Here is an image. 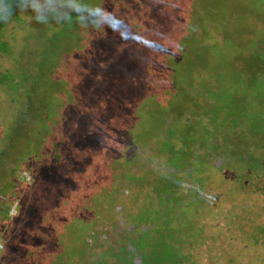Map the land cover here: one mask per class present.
Listing matches in <instances>:
<instances>
[{
    "label": "rangeland",
    "instance_id": "rangeland-1",
    "mask_svg": "<svg viewBox=\"0 0 264 264\" xmlns=\"http://www.w3.org/2000/svg\"><path fill=\"white\" fill-rule=\"evenodd\" d=\"M20 1L0 264H264V0Z\"/></svg>",
    "mask_w": 264,
    "mask_h": 264
},
{
    "label": "trees",
    "instance_id": "trees-1",
    "mask_svg": "<svg viewBox=\"0 0 264 264\" xmlns=\"http://www.w3.org/2000/svg\"><path fill=\"white\" fill-rule=\"evenodd\" d=\"M20 2H21L20 0H16L17 4H19ZM12 16L16 18L15 15H12ZM244 217L250 219L249 223L251 222V223H253L254 226H257V224H258L257 219H256L258 217L257 214H252L250 212V210H249L247 213H245ZM240 222H241V225L239 226V228L244 230V236L247 237V241L244 244H242V245L244 247H245V245L250 246L251 244H253L255 242V234H256V229L257 228H251L249 225L242 224L243 223L242 215H241V218H240ZM261 227H264V225H262ZM261 227H259L258 229H260ZM231 228H232V224L230 223V228L229 229H231ZM251 237H252V239H251ZM239 249H240V247H239Z\"/></svg>",
    "mask_w": 264,
    "mask_h": 264
},
{
    "label": "clouds",
    "instance_id": "clouds-1",
    "mask_svg": "<svg viewBox=\"0 0 264 264\" xmlns=\"http://www.w3.org/2000/svg\"><path fill=\"white\" fill-rule=\"evenodd\" d=\"M17 10L24 11L25 6L17 4L16 0H5L3 8H0V22L7 23Z\"/></svg>",
    "mask_w": 264,
    "mask_h": 264
},
{
    "label": "flooded vegetation",
    "instance_id": "flooded-vegetation-1",
    "mask_svg": "<svg viewBox=\"0 0 264 264\" xmlns=\"http://www.w3.org/2000/svg\"><path fill=\"white\" fill-rule=\"evenodd\" d=\"M139 228V227H138ZM144 229V228H143ZM144 231V230H143Z\"/></svg>",
    "mask_w": 264,
    "mask_h": 264
}]
</instances>
